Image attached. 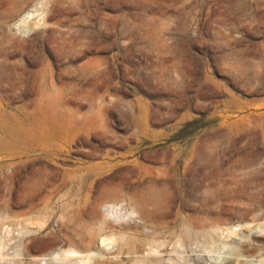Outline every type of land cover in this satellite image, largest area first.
Wrapping results in <instances>:
<instances>
[{"label": "rangeland", "instance_id": "1", "mask_svg": "<svg viewBox=\"0 0 264 264\" xmlns=\"http://www.w3.org/2000/svg\"><path fill=\"white\" fill-rule=\"evenodd\" d=\"M156 259L264 264V0H0V264Z\"/></svg>", "mask_w": 264, "mask_h": 264}, {"label": "bare ground", "instance_id": "2", "mask_svg": "<svg viewBox=\"0 0 264 264\" xmlns=\"http://www.w3.org/2000/svg\"><path fill=\"white\" fill-rule=\"evenodd\" d=\"M115 210V209H114ZM111 211V210H110ZM130 212V211H129ZM119 214V213H118ZM130 214L132 215V216H134V217H136L138 220L140 219H142V218H145V214H146V212H145V210H144V208L141 206V204L140 203H138L137 201H135V206L132 208V210H131V212H130ZM117 217V216H116ZM117 220V219H116ZM118 220H119V218H118ZM228 221V220H227ZM186 222V221H185ZM190 222V221H189ZM190 224V223H189ZM188 224V225H189ZM212 224V223H211ZM216 224V223H215ZM228 224V223H227ZM230 225V224H229ZM207 226V225H206ZM215 226H218V225H215ZM220 226H222V225H220ZM225 226H227L226 224H225ZM198 227V226H197ZM205 227V226H204ZM203 227V228H204ZM230 227H232V226H230ZM229 227V228H230ZM193 228V227H192ZM206 228H208V226L206 227ZM205 228V229H206ZM202 229V228H201ZM204 229V230H205ZM224 229V228H223ZM202 232H204V231H202ZM211 233V232H210ZM219 233V232H218ZM204 234H206L205 232H204ZM183 236V235H182ZM194 236V235H193ZM208 236V235H207ZM183 238H185V237H183ZM186 239V238H185ZM200 239V238H199ZM195 240H197V238L195 239ZM200 243V242H199ZM108 244H110L109 242H108ZM193 244V243H192ZM241 244H243L244 245V243L242 242ZM241 244H239L240 246H241ZM237 245V244H236ZM219 246V245H218ZM213 247V246H212ZM237 247V246H236ZM105 248V247H104ZM240 248V247H239ZM106 249V248H105ZM70 250V249H69ZM83 251V250H82ZM95 251V250H94ZM208 251V250H207ZM70 253H72V252H70ZM80 253V252H79ZM84 254V253H83ZM81 255V254H80ZM82 257V256H81ZM80 257V258H81ZM182 257V256H181ZM200 257V256H199ZM84 258V257H83ZM185 258V257H184ZM190 258V257H189ZM84 260V259H83ZM157 260V259H156ZM181 260H183V258L181 259ZM165 262V261H164ZM80 264V263H79ZM144 264H166V263H163L162 261H159V260H157V262H153V263H145L144 262Z\"/></svg>", "mask_w": 264, "mask_h": 264}]
</instances>
